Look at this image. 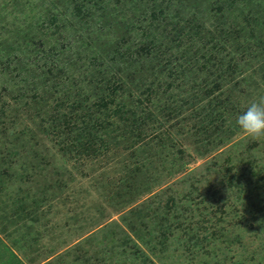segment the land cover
Instances as JSON below:
<instances>
[{
  "label": "rangeland",
  "instance_id": "rangeland-1",
  "mask_svg": "<svg viewBox=\"0 0 264 264\" xmlns=\"http://www.w3.org/2000/svg\"><path fill=\"white\" fill-rule=\"evenodd\" d=\"M102 1L79 22L65 0H0V264H264V139L234 126L264 96V17ZM147 32L162 49L134 54Z\"/></svg>",
  "mask_w": 264,
  "mask_h": 264
},
{
  "label": "trees",
  "instance_id": "trees-1",
  "mask_svg": "<svg viewBox=\"0 0 264 264\" xmlns=\"http://www.w3.org/2000/svg\"><path fill=\"white\" fill-rule=\"evenodd\" d=\"M65 1H66V3L71 5L68 16L69 17L72 16L74 19H77L78 21L80 20L79 22L86 21L90 17H97V19H100V18H103L105 16L104 12H102V11H105L104 6L101 5L103 3L102 0H65ZM119 1L120 0H115L114 3L116 4ZM130 1H131V3L134 2V0H130ZM89 2L93 3V5L92 6H88ZM239 3H242L243 8L245 10H248V11H251V12H255L254 15H256V16L260 17L262 15L264 17V0H208V4L212 5L215 8V11H217L219 13H221V10H223V9H229L230 7L233 8L235 6L237 7L239 5ZM97 4H98V6H96ZM122 4H123V2H122ZM66 6H67V4H66ZM50 10L53 11L52 8H50ZM95 12H98V15H96ZM161 13L162 12L158 13V17L157 18L155 17L156 15L154 13H151L153 20L156 18V20H158V22H160L161 19H160L159 15H161ZM58 18L59 17H57L55 14H50V12L48 11L47 19L45 20V22L47 23L49 28H45L44 33L42 35L50 34L52 36V35L57 33L58 30H57V26H56L57 25L56 21L58 20ZM125 19H126V21H124ZM65 20L66 19L60 20L61 21V26H64V28H67V26H71V24L67 20L65 22ZM118 20H119L118 23H121L122 24L121 26L124 29L125 28L128 29L131 26L130 18L129 19H127V18H119ZM114 21H116V20H114ZM31 28L32 27L29 26V29H31ZM39 33H41V32H39ZM142 36L147 41V43L141 45L142 42H140L141 46H139L133 52L134 54H136L137 52L143 51L145 47H149V46H151V48L153 50H155V51H158V50L162 49L160 41L164 39V35H162V36L159 35V37L156 39V37H154L153 35L149 34V32H147L145 35L142 34ZM80 37L81 36L79 35V38ZM48 42H49V40H46V42L44 44H47ZM79 44H80V42H79ZM63 49H64V51L66 50V52H68L69 46H64ZM95 54L96 53H94V55ZM42 56L45 57V60L46 59L48 60L47 65L54 66V70H59L57 68L58 65H61V70H62V67L65 64V60H63L62 63H60L61 60L58 61V57H60V56L63 57V54H61V52H58L57 49L49 47L46 52H42ZM61 57H60V59H61ZM126 58H128V57H124L123 58L121 56L120 60H124ZM87 60H89V62H90L89 64L91 66H94L96 69H97V65L101 64V61L97 58V56H92L91 58H87ZM113 62H114V64H113L114 71L113 72L112 71H107L106 69H101V67H100V68L97 69V71H95V73L98 74V76H99V74L103 75V76H106V75L109 76L108 74H110V73H114V72L118 73L119 69L121 68L119 66L120 64H115V61H113ZM166 62L169 63V65L172 68L174 67V65H173L174 63L173 62H175V60L171 59L170 56H168V59L166 60ZM45 65L46 64H44V66ZM51 66H50V68H47L46 72H50L51 71ZM78 71H79V73H78V76L76 78L73 75L67 76L65 78V81L68 82V84L71 86V88H74V89L76 88L77 82H80V80L83 79L82 77H84V75L81 74V69H78ZM98 76H97V78H98ZM110 78H112V77H110ZM115 82L116 81L113 79V84ZM66 90H68V89H66ZM78 92H79V90H78ZM77 94L79 95L80 93H77ZM78 123H81V121L78 122ZM65 130H68L67 132L72 133V132H75L76 130H79V128H74L72 126V127L66 128Z\"/></svg>",
  "mask_w": 264,
  "mask_h": 264
},
{
  "label": "clouds",
  "instance_id": "clouds-1",
  "mask_svg": "<svg viewBox=\"0 0 264 264\" xmlns=\"http://www.w3.org/2000/svg\"><path fill=\"white\" fill-rule=\"evenodd\" d=\"M234 126L247 137L264 139V96L251 99L238 111Z\"/></svg>",
  "mask_w": 264,
  "mask_h": 264
}]
</instances>
